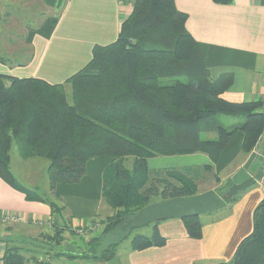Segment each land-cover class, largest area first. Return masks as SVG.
<instances>
[{
  "label": "trees",
  "instance_id": "16d2710c",
  "mask_svg": "<svg viewBox=\"0 0 264 264\" xmlns=\"http://www.w3.org/2000/svg\"><path fill=\"white\" fill-rule=\"evenodd\" d=\"M214 1L229 4L233 0ZM187 19L176 0H133V10L117 39L96 44L90 61L66 81L50 83L0 73V177L28 200L47 202L52 212L60 215L64 206L17 181L10 166L14 140L24 157L48 159L51 192L56 199L58 183L79 182L89 159L111 156L104 171L103 198L112 213L93 237L122 227L149 203L198 193L203 175H215L219 182L213 163L239 130L245 134L244 152L250 154L256 147L264 132V112L260 110L264 103L233 102L221 96L223 86L212 78L199 43L187 28ZM52 21L56 23L58 17ZM0 61L6 63L5 57L0 55ZM164 78L172 81L163 83ZM222 115L243 116L245 120L225 125ZM195 153L207 154L212 163L150 168V159L157 156ZM231 184L216 190L228 203L241 194L227 197ZM181 219L190 237L203 236L200 215ZM159 223L153 224L151 234H134L130 248L165 245L167 239L160 233ZM53 225L55 233L49 234V241L60 243L66 229L56 219ZM129 232L127 229L122 239L128 238ZM4 239V264H27L33 259L39 264H57L47 259L40 262L35 255L30 258L22 244L7 236ZM99 240L85 241L89 252L58 251L55 255L109 264L118 255L120 242L109 244L98 254ZM217 264H264V197L254 211L252 232L240 242L231 261Z\"/></svg>",
  "mask_w": 264,
  "mask_h": 264
},
{
  "label": "crops",
  "instance_id": "0c3cea01",
  "mask_svg": "<svg viewBox=\"0 0 264 264\" xmlns=\"http://www.w3.org/2000/svg\"><path fill=\"white\" fill-rule=\"evenodd\" d=\"M32 1L41 8L32 13L33 22L27 20L22 25L17 19L22 27L19 38L30 46V54L27 55L3 44V38H11L3 34L4 21L12 16L9 11L4 15L3 10L5 5L10 8L19 5L17 2L26 5L28 0H0V42L7 51L21 56L7 63L0 61V73L37 77L50 83L64 82L81 70L92 58L96 44L106 45L115 41L123 21L133 10V0ZM176 6L188 14L187 28L199 43L212 78L223 86L221 96L233 102L264 103V0H233L229 4L214 0H176ZM54 17H58L56 23L52 21ZM220 119L223 124L232 126L243 122L245 117L223 115ZM244 136V132L239 130L213 163V172L220 181H216L215 175L207 174L206 177L210 178L204 177L206 181L202 184L206 188H198V193L217 190L232 182V175L251 154L242 149ZM262 147L264 132L254 150L260 151ZM169 157H175V162L180 160L181 168L199 167L211 162L205 153L177 156L180 158L166 156V159ZM111 162L109 155L93 157L88 160L86 174L79 182L57 184V201L64 206L60 215L53 213L47 202L28 200L23 192L0 177V213L14 211L25 218V221L11 225L13 229L9 226L5 236L13 242H28L36 240L37 235L32 234L38 232L40 235L39 231L53 235L56 226L50 221L56 219L66 229L62 233V242L67 241L69 231L83 239L71 229L73 225L100 219L105 203L104 171ZM239 193L236 201L204 214L201 238L190 237L181 218L159 221V230L166 237V244L143 250L130 248L127 264H217L231 261L240 242L253 230L254 211L264 197V180L254 181ZM35 219L44 221V224H39L44 225L43 228L33 225ZM101 228L102 225L96 233ZM48 245L51 247V241ZM51 255H40L39 261L47 259L53 262ZM28 264L39 263L33 261Z\"/></svg>",
  "mask_w": 264,
  "mask_h": 264
},
{
  "label": "rangeland",
  "instance_id": "374dc122",
  "mask_svg": "<svg viewBox=\"0 0 264 264\" xmlns=\"http://www.w3.org/2000/svg\"><path fill=\"white\" fill-rule=\"evenodd\" d=\"M7 1V0H6ZM17 4L19 5H15L14 7L9 5H5V8L3 10L4 15H8V11L11 12L12 16H8L6 17L5 21H4V26H3V34L5 35H9L11 38H3L4 41V45L9 47L10 49H19L22 50L23 54H30V46L28 44H26L24 42L23 38H19L21 35V28L18 25L17 19L20 22V24L24 25V22H26L27 20L29 22H33L32 18H33V14L35 11H39L41 10V8L39 7V5L37 4V2L32 1V0H28V2L26 3V5H21V2H17ZM13 16H15L16 18L14 19ZM12 17V18H11ZM12 19V20H11ZM5 30V31H4ZM22 39V40H21ZM6 47V48H7ZM26 48V49H25ZM14 52V51H13ZM0 55L5 56L6 61H10V60H15V59H20L21 56L16 55L17 53H11L9 51H7L4 46L1 44L0 42ZM15 56H13V55ZM7 63V62H6ZM172 81L171 78H164L162 80L163 83H170ZM70 85H67L66 88L69 89ZM70 91V89H69ZM223 116V115H222ZM222 116H220V118H222ZM229 116V115H227ZM235 117V116H234ZM221 120V119H220ZM222 122V121H221ZM224 123H227L223 120ZM228 124V123H227ZM11 161H10V166L11 169L13 171V173L16 176V179L19 183L23 184L24 186H27L29 189L34 190L36 193H38L41 197H45V198H53V200H55L57 203H59L56 199V197L52 194L51 192V179H50V170H49V161L47 158L44 157H30V158H26L21 154V150L19 148V143L17 140H14L13 142V146L11 149ZM176 156V155H174ZM179 156V155H177ZM176 158H180L177 157ZM175 157H169L168 159H166V156H157L155 158L150 159V168H161V167H171V168H181L180 165L181 161L178 160L177 162H175L174 159ZM131 161H129L128 165L131 166ZM204 174V173H203ZM204 177V175H203ZM202 178H199V187L198 188H206L205 186H203L202 184L205 183L206 178H210V177H206L205 175V180H203ZM198 189V190H200ZM158 198V197H156ZM157 200V199H156ZM60 205V203H59ZM110 207L104 203V205H102V214L100 215V219L99 222H104V220L112 213L111 209H109ZM201 218H206L203 217L204 214L200 215ZM59 218H61L59 216ZM155 223V222H154ZM154 223H150L146 226L140 227V228H134L132 230H130L129 233H127L128 238L126 239H122V237L125 235L126 230H124L122 227H116L114 229H112L111 231L107 232L104 234V236H99V234H97L96 236L100 238V240L98 241V248H95V251L100 254L101 251L107 247L109 244L114 243V242H120V244L118 245V255L117 257L119 258V263L120 264H127L126 262V257L128 255V251L130 250L131 244H130V238L136 234V233H146V234H151L152 230H153V224ZM33 225H37L40 226L41 228H43L42 226L44 225H39L36 223H33ZM102 225V224H100ZM103 226V225H102ZM9 229H13V227H9ZM40 235H38L37 233H34L32 235H37L36 236V240H30V241H35V242H30V241H19L18 244L22 243L23 248L25 249V255L28 257H32L35 255L40 258H42V256L40 255H46L48 249L51 251V256L53 257V262L57 263V264H108L102 261H87V260H83L80 259L77 261H74L72 259H68V258H64V257H58L55 255L56 252H60V251H66V252H73L75 254H78L79 252H89L87 246L85 245L86 242L89 239L92 240L93 238H97V237H93L92 235L94 233L89 234L88 239H78V236L74 235L73 233H71L69 231L68 234V238L67 241H60V244L57 245L55 243H52L51 247H49V234L50 233H45V232H41L39 231ZM47 234V235H46ZM122 239V240H121ZM33 243V244H31ZM59 243V242H58ZM89 248H91V250L94 251V247L90 246ZM26 249L28 250L26 252ZM92 252V251H91ZM38 254V255H36ZM49 254V253H48ZM92 254V253H90ZM66 257V256H65ZM46 260V259H45ZM36 262L37 260H30L29 262ZM44 262V261H43ZM27 263V264H28ZM38 263V262H36Z\"/></svg>",
  "mask_w": 264,
  "mask_h": 264
},
{
  "label": "water",
  "instance_id": "95a60500",
  "mask_svg": "<svg viewBox=\"0 0 264 264\" xmlns=\"http://www.w3.org/2000/svg\"><path fill=\"white\" fill-rule=\"evenodd\" d=\"M264 180V147L253 150L247 161L232 175V184L225 195L231 197L245 190L254 181ZM226 199L215 189H209L189 196L154 201L144 206L122 225L124 230L140 228L150 223L168 218H182L190 215H201L224 207ZM109 264H119L117 256Z\"/></svg>",
  "mask_w": 264,
  "mask_h": 264
},
{
  "label": "built area",
  "instance_id": "2783aa9c",
  "mask_svg": "<svg viewBox=\"0 0 264 264\" xmlns=\"http://www.w3.org/2000/svg\"><path fill=\"white\" fill-rule=\"evenodd\" d=\"M262 111L264 112V106ZM23 221H25L24 216L18 212L3 211L0 213V264H4V252L7 245L4 237L7 234L8 227ZM33 222L36 224H44V221L41 219H35ZM50 224L53 225V220L50 221ZM100 224L99 220L90 221L86 224L80 223L73 225L72 230H75L79 235L88 239L89 234L98 231L97 229L100 227Z\"/></svg>",
  "mask_w": 264,
  "mask_h": 264
}]
</instances>
